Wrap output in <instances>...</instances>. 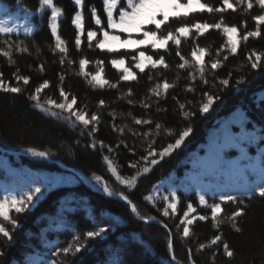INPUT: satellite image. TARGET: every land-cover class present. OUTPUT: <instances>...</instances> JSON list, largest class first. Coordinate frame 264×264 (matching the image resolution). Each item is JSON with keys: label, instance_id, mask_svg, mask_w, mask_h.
Returning a JSON list of instances; mask_svg holds the SVG:
<instances>
[{"label": "trees", "instance_id": "1", "mask_svg": "<svg viewBox=\"0 0 264 264\" xmlns=\"http://www.w3.org/2000/svg\"><path fill=\"white\" fill-rule=\"evenodd\" d=\"M203 2L216 7L221 5V0ZM53 4L61 9L55 23L57 34L65 41L68 50L63 64L60 63L62 54L55 48V36L51 33L52 9L37 10L38 0H21L19 4L16 0H0V25L14 29L7 36L0 34V48L5 47L2 41L8 39L22 42L29 49L26 53L13 49L11 59L15 63H9V58L0 55L3 79L11 86L22 88L19 94L0 90V147L47 151L51 158L83 170L91 179L94 175L100 176L114 193L129 197L137 206L140 218L154 217V220L138 219L125 201L92 190L74 172L55 162L0 150V183L14 182L24 187L35 184L42 189V196L24 213L9 210L18 224L13 228L6 222L12 238H2L0 264H12L31 253H38L49 264L51 260H60L63 264H169V232L178 264H189V248L195 264H264V198L255 191L264 182V64L253 69L247 59L252 50L264 53V26H261V37L249 38L247 42L240 40L243 31H239L235 37L240 40L236 54H230L227 36L222 29L206 31L196 37L195 43L191 34L182 38L179 50L189 60L195 44L208 49L209 54L204 57L206 63L216 58L215 51L222 46V55H228L222 66L215 70V76L206 73L208 83L204 84L198 75L195 81L189 79L194 68H177L182 61L176 56V46L171 42L170 54L160 50L165 54L169 68L151 69L150 63L145 61L147 66L143 72L135 68L132 56L145 51L146 55L157 59L156 50L150 45L108 52L96 48V41H93L90 48L87 31L106 24L103 0H82L80 6L75 5L74 0H53ZM93 6L96 15L91 12ZM244 8L246 5H238L235 12L229 9L223 14L196 13L186 22L211 24L223 15L229 26L242 29L246 22L247 30H255L252 17L264 12L255 3L251 10L245 12ZM77 11L81 12L85 28L79 47L74 42L79 30L72 23ZM97 17L102 22L99 26L95 24ZM178 26L179 23L171 24L172 28ZM151 28L154 26H146V29ZM101 38L102 33L98 32L97 39ZM81 58L89 60L85 72L93 74L103 68V78L116 87L105 85L101 88L89 83L91 76L85 77L80 72ZM121 58L135 75L134 80H121L123 71L110 62ZM98 60L103 64L98 66ZM41 64L44 65L43 72L39 68ZM14 73L28 76L29 84L17 82ZM229 73L230 85L224 87L219 81L229 78ZM60 74L65 76L62 85L65 91L77 97L76 107L89 116L95 113L100 117L94 135H88L91 126L86 129L77 123L73 127L67 120L52 118L29 99L34 89L48 80L49 87L41 94V102L49 98L62 102ZM165 78L173 87L166 95L153 96L150 89ZM241 78L242 82L237 84ZM189 85L193 91H188ZM203 92L219 97L207 113L199 112ZM100 100L104 101L103 106L99 105ZM129 100L133 103L129 104ZM145 102L150 105L147 109L142 106ZM181 104L185 105L183 110ZM185 112L195 114L185 116ZM133 118L151 119L153 123L151 126L137 125ZM157 122L161 125L158 135L155 130ZM121 127H124L123 133L118 130ZM150 127L152 135L145 137L143 133ZM187 127L192 131L182 144L163 159L155 157L159 163L151 166L149 173L142 174L134 187L128 188L116 180V175L127 179L145 166L141 157L147 154L151 139L156 140L153 147L159 152L167 144L174 143ZM133 132L140 135H133ZM100 142L107 147L101 148ZM93 143L96 147H92ZM108 147L113 151L109 152ZM104 156L113 160L117 173L111 172ZM202 157L208 161L204 163ZM130 164H137V168H131ZM173 192L177 197V211L173 214L169 210V216L165 217L162 209L171 202L170 193ZM224 194L244 199L245 205H240L244 214L233 223L226 217L236 210L237 205L231 202L222 204L219 219L224 223L215 228L211 209L201 205L199 197L204 196L209 203H215ZM165 195H169V201L161 198ZM148 196L153 199L147 200ZM189 202L197 210L190 216L208 215L209 219L194 221L189 225V237H182L183 226L177 228V225ZM101 227L107 231L100 236H85L87 231ZM77 234L80 239L74 241ZM218 234L234 251L232 258L224 255L222 243L210 246L211 238ZM73 242L82 245L80 252L68 256L61 254L60 257L53 255L57 247H67ZM200 243L206 247L197 251Z\"/></svg>", "mask_w": 264, "mask_h": 264}, {"label": "snow or ice", "instance_id": "2", "mask_svg": "<svg viewBox=\"0 0 264 264\" xmlns=\"http://www.w3.org/2000/svg\"><path fill=\"white\" fill-rule=\"evenodd\" d=\"M16 3H21V0H16ZM103 3L106 8V24L97 30H88L86 33V39L88 42V46L91 48L93 46V41H96L95 47L101 50L107 49L108 52L118 51L116 45L122 48H128L133 45H150L158 58L153 59L152 55H146L145 51H140L139 55H133L132 60L135 61V68L139 69L141 72L144 71L147 66L145 61L150 63L151 69H168L169 64L165 60V54H170L169 42L176 46V56L182 61L177 65L178 69H185L186 67H192L195 69L194 72L189 73V79L192 81L196 80V76L198 75L200 80L204 83H208V79L206 77V73L211 72L213 76H215V70L222 66L223 61L228 59V55H222L223 46L215 51V57L210 59L207 63L205 62V55L209 54L208 49L202 48L199 44H195V46L191 50V60L185 58V56L180 53V45L181 39L187 38L190 34L193 36V42L195 43V39L198 36L204 35L206 31L210 29H222L223 33L227 36V45L229 47L230 54H236L240 40L247 42L249 38H259L262 36L261 26H264V14H258L252 17L255 21L256 27L255 30H247L246 22L243 25L242 29H238L236 26H229L225 23L223 15L220 16L219 20L215 23H207V22H186L187 19L196 13L207 12L208 14L220 13L223 14L227 10L231 9L233 12L237 10L238 5H246L244 11H248L253 9L254 3L257 5L262 12H264V0H221V5L219 7L213 6L203 0H103ZM74 4L77 6L82 5V0H74ZM38 9H46V7L51 8V16L53 19V23L51 25V33L55 36V48L59 50L62 54L60 63L63 64L65 62V58L67 55V48L65 46V41L61 38L60 35L57 34V25L55 23L56 17L61 15V9L56 7L53 4V0H38ZM93 15H96V9L93 6L91 9ZM159 17V18H158ZM181 20H184V23H180ZM72 23L75 25V28L79 30V34L75 36V45L79 47L82 44V35L85 33L84 23L82 19V15L80 11L75 13V17L72 20ZM101 19L97 17L95 19L96 25H101ZM179 23L178 27L172 28L171 24ZM147 25H153L154 28L146 29ZM14 31L13 28L0 25V34L9 35ZM239 31H243L242 36H240V40L234 39L233 34H237ZM98 32L102 33V39H97ZM134 33L142 34L143 38H133ZM120 34H127L126 39H121ZM2 43L5 45L4 48H0V55L9 58V63H15L11 59L13 49L19 53H26L29 49L23 46L22 42H10L8 39H4ZM165 50V54H161L160 50ZM222 56V59L220 58ZM247 59L250 62V66L253 69L259 68L264 64V53H258L255 50H252L248 55ZM70 63L72 61H69ZM111 64L114 67L119 68L121 65L125 63L124 59H112ZM89 64V60L81 58L79 60V68L80 72L85 76H91V80L89 83L94 84V86H98L103 88L105 85L109 87L115 88V84H109V81L105 80L102 76L103 68H100L95 74H91L85 72V66ZM96 64L102 65L103 61L98 60ZM40 71H44V65L41 64L39 66ZM123 75L120 77L121 80L128 81L134 80L135 75L131 72L130 68H123ZM15 79L17 82L22 81L24 85L29 84V77L26 75H18L15 74ZM230 77L231 73H229V78L221 79L219 82L222 86L228 87L230 85ZM152 77L150 76L149 79ZM65 76L63 74L59 75V80L61 85L59 86V95L62 98L63 102H57V100L49 98L44 102H41L42 97L41 94L43 91L49 87V81L44 80L43 83L39 84L38 87L34 89V91L30 94L29 99L34 101L37 107L42 111L50 115L52 118H58L61 120H67L69 123L76 126L77 123L83 125L84 128H89L91 126V130L88 132L89 136L94 135L97 131L96 124L99 123L100 117L93 113L89 116V114L77 108V97L65 91L63 85V81ZM242 82L241 80H237L236 83L239 84ZM173 87V84H170L167 78H165L161 82H157L153 88L150 89L153 96L160 97L162 94L166 95L169 92V89ZM0 90L4 92L16 93L19 94L22 92V88L20 86H11L3 79V73L0 72ZM188 91H193L191 85L188 86ZM202 101L199 106L200 113H207L209 109L212 107L214 102L219 98L214 94H210L209 92L202 93ZM129 104L133 103L131 100L128 101ZM99 105L103 106L104 101L100 100ZM145 109L149 108L150 105L148 103H143L142 105ZM185 105L181 104L180 109L183 110ZM67 114V115H65ZM185 116L194 115L195 113H184ZM74 118V120H73ZM134 123L137 125H149L151 126L153 121L151 119H137L133 118ZM126 127V126H125ZM161 129V125L159 122L155 123L156 134H159V130ZM114 130L115 127H114ZM121 133L124 131V127L118 129ZM129 131H132L129 129ZM192 129L191 127L185 128L182 132L179 133L178 138L175 139L174 143L167 144L166 147H163L159 152L156 148L153 147V144L156 143V140L153 138L149 141L148 147L146 149L147 154L141 157V160L145 162V166L142 169L136 171L135 175H132L130 178H122L119 175H116V180L119 181L121 185H126L128 188H132L137 184L138 178L142 174L149 173L151 171V166H155L159 163V160L155 157L159 156L160 159H163L166 155L170 154L174 149L178 148L184 139L189 136ZM133 135H140V133L133 132ZM145 137H149L152 135V129L149 128L148 132L143 133ZM101 148L107 147L100 142ZM92 147H96V144L93 143ZM29 152H32L34 155L39 157H47L49 153L47 151H37L36 149L29 148ZM108 151L112 152L113 149L108 147ZM130 151H132L130 149ZM104 160L107 163L108 168L112 173H117V167L114 165L113 160L109 158V156H104ZM131 168H137V164H130ZM93 179L97 182H101V177L94 175ZM258 193V196L264 198V182L261 183L255 190ZM40 188L37 187L33 190H30L27 193L22 195H11L7 194L0 198V234L4 237L11 240V233L4 226V222H9L13 228H15L18 224L17 220L13 219L9 210L14 209L15 213L22 214L28 209L29 205L32 203L33 195L35 193H39ZM103 192L106 193L109 197L113 195H120L121 199L125 201L130 206V211L134 213L136 216H140V213L137 210V206L129 199L127 195H123L121 193H114L110 190L107 183L103 184ZM171 202L167 203L166 206L162 209V215L167 217L171 213L175 214L177 211V197L176 194L170 193ZM164 201H169V195H165L161 197ZM147 200L151 201L153 199L152 196L146 197ZM219 202L209 203L204 196L199 197V203L201 205L206 206L211 209V220L213 221V226L215 228H219V226L224 223V220L219 219V213L222 212V204H226L231 202L233 205H237L236 210L231 213L230 216H227L226 219L235 223L236 218L240 217L244 214V208L240 207V205H245V200L241 199L236 195L224 194L219 196ZM160 211V209H158ZM196 208L193 207L192 203L189 202L187 204V210L183 213V217L180 219V224L177 225L179 228L181 225L182 228V237H189L190 228L189 225H192L194 221H207L209 219L208 215H191V213H196ZM141 219H145L141 217ZM167 227V225H165ZM107 231L106 228L101 227L95 231H87L85 236L87 238H94L101 235V233H105ZM239 231V229H237ZM80 239L79 234L74 237V241H78ZM222 243L224 255L227 258H232L234 256V251L230 249L228 243L222 241L221 235H216L211 238L210 246L218 245ZM82 245L69 243L67 247L59 248L53 252V255L56 257H60L61 254L64 256H68L69 254L75 255L80 252ZM169 253H170V262L169 264H178L177 257L173 251V243L171 240V232H169V240L167 244ZM206 247L204 243H200L198 245L197 251L203 250ZM0 255H3L0 252ZM216 252H213L212 259L214 261ZM188 258L189 264H195V261L192 260V250L188 249ZM50 264H63L60 260H51Z\"/></svg>", "mask_w": 264, "mask_h": 264}, {"label": "rangeland", "instance_id": "3", "mask_svg": "<svg viewBox=\"0 0 264 264\" xmlns=\"http://www.w3.org/2000/svg\"><path fill=\"white\" fill-rule=\"evenodd\" d=\"M182 2V0H181ZM137 34V35H136ZM121 35V39H126V35L127 34H120ZM142 34H139V33H134L133 34V38H143L141 36ZM233 37L235 39L236 37V34H233ZM103 38V37H102ZM101 38V39H102ZM139 46L141 45H133L131 47H128V48H122V47H119V45H116L117 49H136L138 48ZM139 55V54H138ZM127 67L125 65V63L123 65H121L118 69L123 71V68ZM117 68V67H116ZM95 74V73H93ZM63 102V101H62ZM13 151V150H12ZM29 155V154H28ZM204 160V161H203ZM202 161L205 163L207 162L206 159H203ZM94 183L98 186V188L102 189L103 190V184L106 183L104 182L103 180H101L100 183H97L94 179H93ZM39 186H36L35 184L33 185H29L28 187H24V186H20L19 184L16 185L14 182H9V183H6L5 181L4 182H1L0 183V198H2L3 196L7 195V194H11V195H22L24 193H27L29 192L30 190H33L35 188H37ZM45 187V186H44ZM40 188V192L39 193H35L33 195V200H32V203L29 205L28 209L31 208L33 205H35L37 199H39L41 196H42V189L41 187ZM13 212H15L14 209H10ZM2 219V218H0ZM10 224V223H9ZM6 225V222H4V226ZM6 227V226H5ZM2 238H5L6 240H9L8 238L4 237L2 234H0V244H1V241H2ZM44 257L41 258V256H39L38 253H31V254H26L24 256V258L20 261H13L12 264H49V262H46L44 260Z\"/></svg>", "mask_w": 264, "mask_h": 264}, {"label": "water", "instance_id": "4", "mask_svg": "<svg viewBox=\"0 0 264 264\" xmlns=\"http://www.w3.org/2000/svg\"><path fill=\"white\" fill-rule=\"evenodd\" d=\"M25 149H22V150H20V151H24ZM20 151H17L16 153H19ZM8 152H12V151H10V150H8ZM45 159H47V160H49V161H54V162H56V163H58L61 167H63V168H65V169H67V170H70V171H73L76 175H78L79 177H82V178H84V180L86 181V183H87V185L91 188V189H93L94 191H97V192H99V193H101V194H105V195H107L106 193H104L103 192V190H101V189H99L91 180H90V178L86 175V173L83 171V170H81V169H73V168H70V167H68V166H66L65 164H63L61 161H57V160H53V159H51L49 156H47V157H44ZM112 197H120V195H113Z\"/></svg>", "mask_w": 264, "mask_h": 264}, {"label": "bare ground", "instance_id": "5", "mask_svg": "<svg viewBox=\"0 0 264 264\" xmlns=\"http://www.w3.org/2000/svg\"><path fill=\"white\" fill-rule=\"evenodd\" d=\"M32 153V152H31ZM34 155V154H33Z\"/></svg>", "mask_w": 264, "mask_h": 264}]
</instances>
